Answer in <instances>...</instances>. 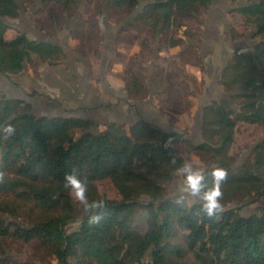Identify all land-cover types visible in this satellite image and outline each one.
I'll return each instance as SVG.
<instances>
[{"label":"trees","instance_id":"trees-1","mask_svg":"<svg viewBox=\"0 0 264 264\" xmlns=\"http://www.w3.org/2000/svg\"><path fill=\"white\" fill-rule=\"evenodd\" d=\"M40 1L52 6L49 17L55 30L62 31L64 13L77 0ZM101 2V14L106 8L129 16L119 30L141 23L154 44L184 20H198L199 9L208 8L212 0ZM142 2L147 4L133 15ZM18 11L15 0H0V79L18 75L34 59L57 64L65 56L60 47L31 40L25 32L7 37L4 21L17 17ZM232 13L240 15L242 32L251 30L258 43L235 53L221 71L218 86L230 96L202 108L200 145L144 121L107 123L99 130L90 119L36 116L26 101L0 98V246L9 241L32 245L54 261L44 264H264V0H247ZM83 26L78 22L70 32L76 46L82 47L88 34L90 38ZM146 40L141 44L149 47L152 61L154 49ZM177 41L171 40L170 46ZM77 52L84 54L83 48ZM156 61L149 73L155 107L160 113L187 112L191 102L184 97L183 84L188 81L178 73L156 70ZM126 92L133 102L148 96L141 78L130 71ZM238 122L260 128L261 138L251 150V162L235 169L226 152ZM9 124L15 128L10 136L2 131ZM185 153L198 155L204 163L206 187L212 186L214 168L226 170L222 208L212 216L202 210L201 200L163 197L165 185L186 163ZM73 173L87 184L89 202L104 200L100 207L85 208L73 198L65 187L66 176ZM129 178L140 182L145 193ZM106 180L116 185L123 181L120 199L98 191L96 183ZM251 204L255 211L244 215ZM75 209L81 212L79 225L68 231ZM0 255V264H35L14 261L2 248Z\"/></svg>","mask_w":264,"mask_h":264},{"label":"rangeland","instance_id":"rangeland-1","mask_svg":"<svg viewBox=\"0 0 264 264\" xmlns=\"http://www.w3.org/2000/svg\"><path fill=\"white\" fill-rule=\"evenodd\" d=\"M15 1L21 16L4 21L8 25V29L5 33L6 36L11 37L16 31H28L29 33L30 31H38L43 34L42 40L60 41L59 43L62 46L64 42H70L69 48H66V52L69 51L70 53L69 57H76L80 55L77 51L80 50V48H83L84 54L81 55L88 63H90L91 66V74L89 75L91 80L90 85L100 88L99 90H101L98 82L99 69H102L101 76H105L106 81L111 83L114 80H118L120 85H123L125 89L126 79L130 71L138 75L148 89V96L143 101L150 98V92H152V90L151 83L149 82V66L152 63V58L148 50L149 47H146L145 45L142 47L141 44L143 39H147L146 42L148 43V46L151 47L152 45L154 53L156 50V70L161 72L165 71L166 73H178L179 75L185 77L188 81L186 85L183 84V93L184 97L191 102L189 110L179 115L161 113L166 117V122L161 124L164 128L163 130L180 133L196 146L203 143L200 134V125L201 111L204 104L214 100L220 101L229 99L226 93H223L220 91L221 89H218V80L221 71L220 67L227 64L230 59L226 60L225 58L220 60L219 58H215L214 62L213 58H211L213 57L212 54L216 47L215 45L218 44L217 41L214 42L212 39L213 30L216 32L218 31L221 37H223L222 41L224 42L221 46H223L227 56L228 54H234L236 51H249L258 43V40L253 38V32H251V30L249 32H242L240 25L242 19L240 15L232 13L234 9L240 7L242 4H245L247 0H239L235 2L233 0H212L211 6L206 9H199L198 20H184V23L180 28H171L164 34V37H162L160 41H157L154 44L151 40L149 29L141 23L136 24L135 27H125V30H119L123 24H125L124 22L129 19V16L125 15L123 12L106 9L101 14V5L103 3L101 0H77L75 8L71 9L68 14L64 13V16L66 17L63 27L67 24L69 27L71 26V31L76 23H85V26L81 29L85 35L88 33H91V35L90 38H88L89 34L83 38L84 44H82V47L74 45V41H72L70 34L69 36H66L65 34L64 36H61L62 32L55 30L54 23L52 19H50L48 13V10L52 7L51 5H42L41 1L37 0L32 5L24 6L23 0ZM214 9H218L220 12H225L229 17L227 22L226 20L221 21L220 19V23L217 24L220 26H217L218 28L216 29L212 28L211 21V12L215 11ZM218 10L216 13L219 12ZM56 12L60 16L62 15L59 11L56 10ZM134 13L135 12L132 14H137ZM104 15L106 16L105 18ZM30 23L33 24V28ZM86 23L88 25H86ZM119 23H122V25L116 32V41L110 44V46H112V58L108 61L105 68H100L101 64L105 65L106 63V61H102L103 58H107L105 57L107 55L106 51L103 49V44L106 42L103 31L109 32L110 28L118 25ZM228 33H230L232 40L235 38L234 35L236 36L237 40H234V43H238L240 41L237 49H233L231 45L232 42L230 44L228 43V40H226V35ZM240 35H242V38L239 39L238 37ZM35 36L37 35L30 33L28 37L29 39L35 40L37 39ZM171 40H178L177 45L173 47L170 46ZM225 42L228 44H224ZM158 50L161 51L158 53ZM67 62L68 61L65 56L57 64H49L34 59L31 63L26 64L25 67H29L28 69L31 71L30 75L35 79L36 77L40 78L44 72H47L50 69V67L62 64L66 66ZM140 65L142 67H140ZM26 76L29 77L28 74H26ZM27 91L34 95L32 90L27 89ZM6 93L10 96H16L13 92L6 91ZM2 94L3 90L2 87H0V98L5 97ZM54 95L59 94L55 92ZM233 104V109L237 110V102L234 101ZM32 113L36 116L47 115L45 111L38 110H35ZM50 115L55 114L52 113ZM103 126L104 125H97V128L102 130L104 128ZM260 138V128L252 125H246L241 122L236 124L233 143L226 152L229 162L234 164L235 169L241 166H246L251 162V153L246 154V152L249 150L250 146L255 144ZM184 157L186 162H191L193 166L204 169L205 165L198 155L185 153ZM182 179L181 173L177 172L174 179L165 185L163 197L167 199H177L180 196H184L189 202L198 201V198H194L187 193L182 194L180 192ZM123 181L125 183L126 179ZM123 181H117L116 185V182L106 180L96 183V186L98 191L105 194L107 197L111 199H120L121 196L118 189L120 188V185L124 184ZM128 182L137 187L142 193H145L144 186L140 182L132 178H129ZM72 196L76 201H79L75 198L73 193ZM2 199H4V197L0 196V201ZM141 199L145 200L146 197L143 196ZM233 204L234 203H230V205ZM255 206V204L246 206L243 209V214L249 215L254 212ZM80 214V210L75 209L74 219L66 226L68 231L78 227ZM20 220L23 221V219ZM0 247L5 251L6 257H9L17 262H32L35 264L54 263V261H49L51 260V257L45 251L36 250V248L32 245H21L19 243L9 241L6 244L3 243ZM1 257L2 256L0 255V258Z\"/></svg>","mask_w":264,"mask_h":264},{"label":"crops","instance_id":"crops-1","mask_svg":"<svg viewBox=\"0 0 264 264\" xmlns=\"http://www.w3.org/2000/svg\"><path fill=\"white\" fill-rule=\"evenodd\" d=\"M217 10L218 9L211 12L213 29L220 26L217 25L220 23V19L221 21L226 20V22L229 20L225 12H220L218 10L219 12L216 13ZM121 24L122 23H119L113 26L109 29V32L103 31L104 39H106V42L103 44V49L106 51L107 55L105 57L108 58V61L112 58V46H110V44L116 41V32ZM30 25L31 27L33 26L32 23H30ZM25 33L27 36H29L30 33L37 35L35 36V38L37 37L36 40L42 39L43 37V34L38 31H30V33L25 31ZM212 33L213 41L218 42L213 50V57H211L213 61L215 62V58H219L220 60L225 58L226 60L230 59L232 54H228L227 56L223 46H221L224 42L222 41L223 37H221L218 31L216 32L213 30ZM64 34L69 36L70 30ZM64 34L61 36H64ZM226 40H228L230 44L232 42L231 45L236 44L234 40L231 39L230 33L226 35ZM56 42L65 50L69 48L70 42H64L63 46L59 43L60 41ZM228 43L225 42L224 44ZM105 44L107 46H105ZM69 56L70 53L68 51V62L66 66L63 64L52 66L47 72H44L40 78H32L28 66L25 67L21 73L11 78L2 76L0 79V87H2L3 90L2 95L9 98L27 100L36 107L38 111H45L48 115L54 113L56 116L62 115L90 119L96 126L105 125L107 123L130 125L140 121L151 123L159 127L162 126L161 123L166 117L155 107L153 97L142 102H133L129 100L125 87L120 85L118 80H114L111 83L106 81L105 76H101L102 69H99L98 82L101 87V90H99L100 88L90 85V63L84 58V61H81L80 59H76L77 56ZM102 61H104V58ZM102 67L105 68L104 65L101 64L100 68ZM26 74H28L29 77H27ZM27 89L32 90L34 95L30 94ZM218 89L220 90L219 87ZM6 91L13 92L16 96L7 95ZM55 92L59 95H54Z\"/></svg>","mask_w":264,"mask_h":264},{"label":"clouds","instance_id":"clouds-1","mask_svg":"<svg viewBox=\"0 0 264 264\" xmlns=\"http://www.w3.org/2000/svg\"><path fill=\"white\" fill-rule=\"evenodd\" d=\"M2 131L5 135H12L15 132L13 125H6ZM179 172L183 175L181 181L180 192L187 193L191 197L198 198L202 201V210L208 215L212 216L222 208L221 199L223 192L221 189V182L226 177V170L222 168H214L211 172L213 176V183L211 187H206L204 184L205 172L201 167H195L191 162H186ZM65 187L73 193L75 198L79 200L85 208L100 207L103 199L88 201L85 193L87 191V184L82 181L76 174H68L65 178ZM93 219H99L94 217Z\"/></svg>","mask_w":264,"mask_h":264},{"label":"flooded vegetation","instance_id":"flooded-vegetation-1","mask_svg":"<svg viewBox=\"0 0 264 264\" xmlns=\"http://www.w3.org/2000/svg\"><path fill=\"white\" fill-rule=\"evenodd\" d=\"M18 13H19V11H18ZM18 16H21L20 14H18ZM122 25V24H121ZM121 25H120V27H121ZM71 27V26H70ZM67 24L63 27V29H62V34H64V33H67L71 28H70ZM72 31V30H71ZM70 31V32H71ZM240 42V41H239ZM239 42L238 43H236V44H234V45H232V47H233V49H237L236 47H238V45H239ZM51 44H53V45H55V46H58V47H60L61 49H62V51H63V53H64V55H65V57L66 58H68V52H66V50L65 49H63L59 44H57V42L56 41H51ZM105 46H107L106 44H105ZM235 53H240L239 51H236ZM234 53V54H235ZM234 54H232V56L234 55ZM231 56V57H232ZM76 59H80L81 61H84V59H83V57L81 56V55H78L77 57H76ZM231 59V58H230ZM104 61H106V63H105V65H104V67L106 66V64H107V62H108V58H105L104 59ZM230 62V61H229ZM228 62V63H229ZM227 63V64H228ZM227 64H225V65H223V66H221L220 68H221V71L223 70V68L227 65ZM221 71H220V73H221ZM219 76H220V74H219ZM5 98H7V99H9V97H7V96H5ZM20 99V98H19ZM215 101V100H214ZM210 103V102H209ZM209 103H207V104H204V106H206V105H208ZM28 104H30V103H28ZM31 105V112H33V111H37V108L36 107H34L32 104H30ZM203 106V107H204ZM202 112V111H201ZM47 116H52V117H57V116H53V115H48L47 114ZM58 117H67V116H62V115H60V116H58Z\"/></svg>","mask_w":264,"mask_h":264},{"label":"water","instance_id":"water-1","mask_svg":"<svg viewBox=\"0 0 264 264\" xmlns=\"http://www.w3.org/2000/svg\"><path fill=\"white\" fill-rule=\"evenodd\" d=\"M147 4V2H142V3H140L139 4V6L137 7V9L134 11L135 13L134 14H136V13H138V12H140L142 9H143V7L145 6ZM106 10V8H104V11ZM106 16L104 15V18H105ZM39 41H41V42H48V43H51V41L50 40H42V39H39ZM155 59H156V50H155V53H154V57H153V60H152V63H151V65L149 66V70L151 71V69H152V66H153V64H154V62H155ZM222 92V91H221ZM228 97L230 96V94H226ZM150 97H152V92H150ZM24 100V99H23ZM24 101H26L27 103H29L27 100H24ZM201 118H202V112H201ZM164 122H166V119H164L163 121H162V123H164ZM161 123V124H162ZM154 125V124H153ZM156 127H159V126H157V125H155ZM160 129H164L163 128V126H161V127H159ZM165 132H174V131H167V130H164ZM256 144L257 143H255V144H253V145H251L250 146V148H249V150L246 152V154H250L251 153V150L256 146Z\"/></svg>","mask_w":264,"mask_h":264}]
</instances>
